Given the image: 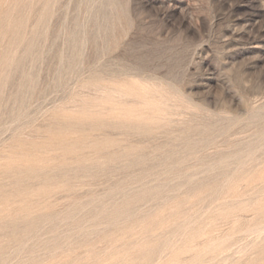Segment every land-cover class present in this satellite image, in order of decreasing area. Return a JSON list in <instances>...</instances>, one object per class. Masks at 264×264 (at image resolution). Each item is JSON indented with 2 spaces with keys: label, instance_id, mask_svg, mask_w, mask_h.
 <instances>
[{
  "label": "rangeland",
  "instance_id": "374dc122",
  "mask_svg": "<svg viewBox=\"0 0 264 264\" xmlns=\"http://www.w3.org/2000/svg\"><path fill=\"white\" fill-rule=\"evenodd\" d=\"M0 264H264V0H0Z\"/></svg>",
  "mask_w": 264,
  "mask_h": 264
},
{
  "label": "bare ground",
  "instance_id": "6f19581e",
  "mask_svg": "<svg viewBox=\"0 0 264 264\" xmlns=\"http://www.w3.org/2000/svg\"><path fill=\"white\" fill-rule=\"evenodd\" d=\"M144 90V89H143ZM146 90V89H145ZM112 94V93H111ZM138 96H140V95H138ZM140 98V97H139ZM141 98H143V97H141ZM105 99V98H104ZM107 100V99H106ZM145 103V102H144ZM102 107V106H101ZM114 110V109H113ZM160 111V110H159ZM160 114V113H159ZM164 114V113H163ZM161 115H162V112H161ZM171 115V114H170ZM172 116V115H171ZM164 117V116H163ZM158 119V118H157Z\"/></svg>",
  "mask_w": 264,
  "mask_h": 264
}]
</instances>
